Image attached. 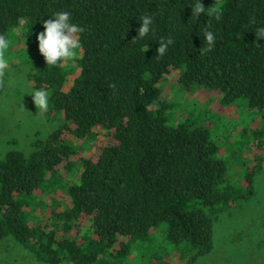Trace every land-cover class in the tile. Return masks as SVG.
Instances as JSON below:
<instances>
[{"label": "trees", "instance_id": "trees-1", "mask_svg": "<svg viewBox=\"0 0 264 264\" xmlns=\"http://www.w3.org/2000/svg\"><path fill=\"white\" fill-rule=\"evenodd\" d=\"M193 4L0 0V36L8 50L22 44L16 52L29 66L32 87L49 92V110L63 120L36 138L29 154L12 150L0 158V240L11 238L42 264H126L132 253L152 246L165 249L149 264H193L210 252L218 217L255 195L258 171L245 170L242 178L229 173L234 163L243 166L242 156L221 157L200 115L175 120L161 81L176 71V90L209 88L219 93L220 105L244 106L264 120V40L256 38L264 27V0H202L206 9L220 4L221 10L198 20ZM56 11H69L84 29L67 89L66 66L46 65L35 38ZM144 15L153 24L140 38ZM205 29L216 37L207 52ZM169 37L173 43L159 56L158 44ZM94 128L109 131L113 143L95 159L79 160L77 179L61 185V200L51 199L49 225L42 229L35 215L47 206L42 196L61 184L60 165L65 173L75 166L62 131L82 139ZM263 132L251 134L256 146L264 145ZM243 145L240 140L238 147Z\"/></svg>", "mask_w": 264, "mask_h": 264}, {"label": "rangeland", "instance_id": "rangeland-1", "mask_svg": "<svg viewBox=\"0 0 264 264\" xmlns=\"http://www.w3.org/2000/svg\"><path fill=\"white\" fill-rule=\"evenodd\" d=\"M21 23V22H20ZM20 26L10 35L18 37ZM13 42V41H12ZM9 44V43H8ZM13 45V44H12ZM9 47V46H8ZM7 47V48H8ZM4 49L3 58L6 67L1 72L0 87V158L12 150L29 154L30 144L36 139H44L53 131L62 126L63 120L50 112L39 111L33 103L30 92L35 90L29 78V66L24 62L16 48L21 49L22 44H14L10 50ZM79 53V51H78ZM78 56V54H77ZM64 64V63H63ZM69 71L65 88L71 84L77 71L74 61L64 64ZM177 72L172 71L161 81L162 98H168L174 106V119H193L200 115L205 125L211 129L220 150L218 154L228 160L231 154L241 155L243 166L233 164L229 173L242 178L245 170L255 168L254 178L255 195L239 209L230 210L218 217L214 225L213 244L210 252L198 258L193 264H264V145L256 146L253 132H260L264 127V120L244 106L234 104L222 106L219 103V93L205 87L178 91L175 89ZM244 127L247 132L243 133ZM263 127V128H262ZM250 132V133H248ZM245 135V136H244ZM61 137L74 149L73 172L65 173L63 164L58 167V176L61 184L54 191L44 197L46 207L35 212L39 226L46 230L49 225L51 199L61 200L64 196L61 185L74 182L79 172V160L95 159L100 150L113 143L112 135L102 128H94L89 136L77 139L68 130L62 131ZM259 137V136H258ZM264 141V132L260 133ZM242 140L243 146L238 147ZM263 146V147H262ZM83 227H89V222L82 218ZM75 236L71 231L68 237ZM164 247L145 248L138 253L135 251L126 260V264H149L155 252ZM162 253V252H160ZM173 262V256L169 258ZM0 264H42L25 248L20 247L11 238L0 240Z\"/></svg>", "mask_w": 264, "mask_h": 264}, {"label": "clouds", "instance_id": "clouds-1", "mask_svg": "<svg viewBox=\"0 0 264 264\" xmlns=\"http://www.w3.org/2000/svg\"><path fill=\"white\" fill-rule=\"evenodd\" d=\"M190 8L192 17L198 20L206 11L210 14L219 12L221 10V5L217 4L215 8L209 10L203 6L202 0H194V4ZM140 19L141 23L138 27V36L143 38L151 31L153 20L149 15H144ZM42 27L43 31L37 33L35 38L38 45V52L43 57L46 65L56 66L60 63L68 64L74 61L81 48L80 34L84 29L73 22L71 13L69 11H56L50 16V19L43 22ZM203 35L206 41V46L203 51L207 52L214 46L216 37L212 31L207 29L204 30ZM256 38L264 40V27L257 28ZM172 43L173 40L171 37L162 40V42L158 44L155 52L159 56H163L168 46ZM7 46L6 39L0 36V70L6 67L3 51ZM30 94L36 108L41 112H47L49 108V92L41 88L32 90Z\"/></svg>", "mask_w": 264, "mask_h": 264}]
</instances>
